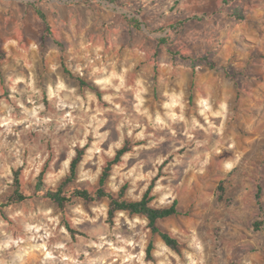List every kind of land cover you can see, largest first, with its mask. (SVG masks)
Here are the masks:
<instances>
[{
	"label": "clouds",
	"instance_id": "9594fccd",
	"mask_svg": "<svg viewBox=\"0 0 264 264\" xmlns=\"http://www.w3.org/2000/svg\"><path fill=\"white\" fill-rule=\"evenodd\" d=\"M69 38L74 40L75 33ZM8 43L19 44V41ZM38 50L36 41H32L27 49L23 46L18 49L23 53L18 59H25L33 70L28 77L22 73L8 77L11 104L15 107L0 101L5 112L0 117V128L3 129L0 131V169L6 181L0 183V194L13 183L11 170L23 167L22 180L33 183L50 155L52 160L44 182L49 184L53 177L59 182L70 174V164L78 148L85 151L78 166L77 183L88 180L95 185L103 167L115 159L126 139L131 142V150L112 166L106 190L119 193L127 183L129 187L123 199L138 202L155 180L149 195L150 208L171 206L184 192L196 188L195 179L199 178L203 183L213 169L221 176H228L234 169L239 172L248 165L245 150L249 145L245 142V133L249 130L234 125L233 121L238 117L234 116L226 100L210 92L197 91L189 106L186 89L181 88L178 92L167 89L163 92L166 99L157 105L152 99L153 83L143 73L132 74L134 65L113 56L111 42L108 49L92 45L75 65L71 61L67 64L73 75L87 78L96 86L101 94L99 100L95 92L88 89L81 92L66 83L62 76L55 84L49 83L45 91L38 86ZM29 53L33 54L31 61L26 59ZM59 67L58 63L52 65L53 71ZM21 84L24 87L18 90ZM20 97H26L31 107H27ZM106 125L109 127L101 131ZM18 126H21L19 130ZM33 131L44 138L39 147L28 139ZM260 132L264 138V128ZM9 135L14 137L12 141L8 140ZM105 142L107 150L102 147ZM61 152L66 158H61ZM129 160L134 161L131 167ZM165 161H168L166 165ZM85 165H94L95 171L92 168L85 170ZM161 165H165L162 174ZM56 167L59 171H55ZM52 187L55 190V185ZM91 194L95 195L94 192ZM39 195L43 196L44 192ZM108 207L107 199L88 204L92 213L89 215L85 202L77 198L67 217L69 226L83 233L76 236L75 243L60 223L59 216L50 220V210L16 211L10 217L12 225L0 220V264H24L33 250L41 249H44V259L51 264H114L116 260L121 264H146L145 249L149 242L154 244V261L149 260L147 264H231L232 252L237 246L249 249L244 264L264 262V240L260 239L264 232V192L252 203L239 198L225 203L223 215L219 217L214 208L211 216L194 215L195 223L192 224L183 217L158 219L156 224L168 228L169 234L179 241L178 253L158 235H153L149 215L141 213L139 218L125 225L122 219L128 221V215L116 210L114 226L110 227ZM245 216L260 222L261 231L255 232L247 224L240 223ZM82 225L87 226L82 228ZM137 248L138 252L135 251Z\"/></svg>",
	"mask_w": 264,
	"mask_h": 264
},
{
	"label": "rangeland",
	"instance_id": "374dc122",
	"mask_svg": "<svg viewBox=\"0 0 264 264\" xmlns=\"http://www.w3.org/2000/svg\"><path fill=\"white\" fill-rule=\"evenodd\" d=\"M262 8H264V0H0V101H7L11 107H15L11 104V81L8 77L14 73H22L25 77L30 75L33 69L29 67L25 59H18L23 55L18 49L21 46L27 49L32 41L39 44L36 72L38 86L42 90L46 91L49 83L55 84L57 78L62 76L66 83L77 87L81 92L85 89L95 92L98 100L101 98L99 90L83 87L79 79L85 83L92 82L87 78L73 75L67 67L69 61L75 65L79 57L86 53L92 45L108 49L109 42H111V54L119 61L133 65L134 43L145 41L146 46L140 48L142 56H146L148 52L154 53V58L166 54L174 59H181L184 68L188 65L193 66L194 73L195 68L198 67V78L194 79V76L190 75L187 85H183L189 106L193 102V92L196 93L194 88L206 94L209 81L214 84V96L224 99L222 90L227 87L229 90L227 102L231 105L234 116L238 117L234 119V125L249 130L245 133V142L249 145L245 150L248 165L239 172L234 169L233 173H229L228 176H221L213 169L204 178L203 183L199 178L195 179L193 183L196 188L184 192L176 200L187 216L177 217L186 218L189 224H192L195 223L192 219L194 215L211 216L213 208L217 217L222 216L225 203L230 204L238 198L252 203L254 198H258L259 193L264 192V138H261L260 132V129L264 128V9ZM38 11L46 16L50 26L49 33ZM72 33L76 35L74 40L69 38ZM9 41H19V44H9ZM74 56L76 59H72ZM26 59L31 61L33 54L29 53ZM147 62L148 60H145L133 67L132 74L143 73L149 78L154 85L152 99L159 105L166 99L163 92L167 89H174L173 83L172 81L164 82L165 76L162 71H159V64L154 67L149 65L148 68ZM57 63L60 67L53 71L52 65ZM183 73L186 79V70L183 69ZM92 85L97 89L94 84ZM23 87V84L19 85L18 90ZM180 89L181 87H177L175 90L180 91ZM20 99L27 107H31L27 104L26 97H20ZM44 104L47 109L46 95ZM67 111L65 109V112ZM4 114V104L0 103V117ZM17 115H19L18 109ZM19 127L21 126H18L17 130ZM108 127L109 125H106L101 131ZM251 129H255V132H251ZM0 131L3 129L0 128ZM115 136L116 133L113 132V137ZM13 139L12 135L8 136L9 141ZM28 139L33 140L39 147L40 140L44 138L38 132L33 131ZM89 139L91 141V137ZM125 142L132 147L128 139ZM48 147L51 148V143ZM102 147L107 150V142ZM78 151L84 153L85 149L78 148L76 152ZM25 155L27 156V153ZM61 158H66L64 152H61ZM51 160L50 155L36 180L42 176L43 182L45 181V174L49 170ZM57 163L59 164L60 161ZM133 163V160H129V167ZM167 163L168 161H165V165ZM165 165L160 166L161 174ZM88 168L95 171L94 165H85V170ZM11 171V178L14 181L15 173L21 174L23 167ZM55 171H59V167H56ZM2 172L3 170L0 169V183H6ZM67 176L59 182L53 177L51 182L45 185L51 189H53L52 185H55L57 189ZM100 176L95 185L88 180L77 183V171L73 186L94 192L99 187ZM36 180L33 183L23 181L26 190L31 195L35 193ZM123 187H126L127 191L129 185L126 183L121 189ZM11 191L12 185L6 192L0 194V207H3L0 220L12 225L13 221L10 217L16 211L29 208L32 211H38L43 208L50 210L52 214L50 220L56 216L61 218L60 223L65 226L73 243L77 235H83L82 232L78 233L72 229L67 219L77 200L62 210L52 201L40 195H34L23 203L5 207L3 201ZM103 200L105 199L97 202ZM88 204L91 203L85 202V210L92 215L87 208ZM8 209L10 211H6ZM126 214L128 221L122 219L125 225L140 217ZM107 222L110 227L114 226V219L109 218L108 212ZM240 223L247 224L255 232L261 231V223L254 219L245 216L240 219ZM255 223L258 227L254 226ZM161 230L169 232L166 227ZM260 239L264 240V232L261 233ZM46 248L47 245H45ZM146 249L147 264L149 260L154 261V257L148 258ZM135 251L138 252L139 249ZM248 251L249 249L245 246L234 248L231 264H244ZM42 253L44 249L33 250L25 258L24 264H51L44 259ZM114 264H121V261L116 260Z\"/></svg>",
	"mask_w": 264,
	"mask_h": 264
},
{
	"label": "trees",
	"instance_id": "16d2710c",
	"mask_svg": "<svg viewBox=\"0 0 264 264\" xmlns=\"http://www.w3.org/2000/svg\"><path fill=\"white\" fill-rule=\"evenodd\" d=\"M38 15L44 22L46 31L49 33L50 26L48 25L46 16L41 11H38ZM79 81L83 87H89L92 90L98 91V89L94 88L92 83H85L81 79H79ZM130 150L131 147L129 146V143L125 142L124 146L116 152L115 159L107 162L102 170L101 176L99 178V187L96 191H94V196L91 194L93 193V191L80 189L73 186V183L77 178L78 166L84 155L83 151L77 152L76 157L70 164V174L57 189L53 190L51 188H48L43 182V177L40 176L36 180L34 195H39V193L43 191L44 195L42 197L52 201L62 210L65 209L68 204H70L74 200H77V198L85 201L86 203H93L102 199H108V216L110 219H114L116 210L125 211L129 215L140 216L141 213L147 214L151 217L150 227L153 230V235H158L171 250L178 252L180 248L179 241L171 236L169 232L161 230V228L156 224V221L161 218L166 219L177 216H187V213L180 209L177 201H174L171 206L164 209H155L154 207H148L149 195L151 193L152 187H154L155 185V180H153L152 184L149 186L148 191L143 194L141 201L138 202L123 199L126 192V187H123L117 194L106 190V183L109 180L110 175L112 174V166L114 164H118L120 162L121 156L125 152ZM34 195H28V191L25 188L21 174L19 172H16L12 184V191L5 197L3 204L5 207H8L23 203L31 199ZM2 209L3 207H0V212ZM254 226L258 227V224L255 223ZM153 250L154 244L150 242L146 249L147 256L150 259L152 258Z\"/></svg>",
	"mask_w": 264,
	"mask_h": 264
},
{
	"label": "crops",
	"instance_id": "0c3cea01",
	"mask_svg": "<svg viewBox=\"0 0 264 264\" xmlns=\"http://www.w3.org/2000/svg\"><path fill=\"white\" fill-rule=\"evenodd\" d=\"M152 42H150L151 44ZM153 44V43H152ZM146 46V42L145 41H136L134 43V50L132 51V57H133V65L138 66L141 64V62L148 60V62L146 63V65H152L153 67L157 64H159V71H162L163 75L165 76V78H163L164 82H171L172 81V87L174 89H177V87H181L183 88V85H187L188 83V77H190V75L194 76V79L198 78V67L195 68V73H194V69L193 66H190L188 64V67L186 66V68H184L183 66V61L180 59L178 60L177 58H172L169 57L168 55L164 54L162 57H157L154 58L153 56L155 55L154 53H146V56H142L140 55V48L141 47H145ZM136 48V49H135ZM191 64H193V62L191 61ZM203 68V67H202ZM183 69L186 70L187 73V77L186 79L184 78V73H183ZM208 69V67H207ZM212 79V78H210ZM197 82V81H196ZM225 86V84H224ZM206 92L207 93H211L214 95L213 92V88H214V84L209 82L207 83L206 86ZM194 90L197 92V88H194ZM223 92V96L224 99L223 100H228L227 97L229 96V90H227V87H224V89L222 90ZM178 92V91H177ZM196 93L193 92V98L195 96Z\"/></svg>",
	"mask_w": 264,
	"mask_h": 264
}]
</instances>
